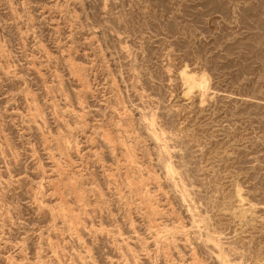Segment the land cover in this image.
<instances>
[{
	"label": "rangeland",
	"instance_id": "rangeland-1",
	"mask_svg": "<svg viewBox=\"0 0 264 264\" xmlns=\"http://www.w3.org/2000/svg\"><path fill=\"white\" fill-rule=\"evenodd\" d=\"M0 264H264V0H0Z\"/></svg>",
	"mask_w": 264,
	"mask_h": 264
}]
</instances>
